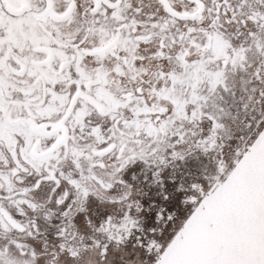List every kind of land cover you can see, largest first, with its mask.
Listing matches in <instances>:
<instances>
[{"label": "snow or ice", "instance_id": "1", "mask_svg": "<svg viewBox=\"0 0 264 264\" xmlns=\"http://www.w3.org/2000/svg\"><path fill=\"white\" fill-rule=\"evenodd\" d=\"M0 264H264V0H0Z\"/></svg>", "mask_w": 264, "mask_h": 264}]
</instances>
